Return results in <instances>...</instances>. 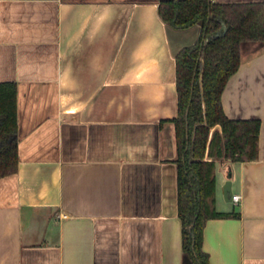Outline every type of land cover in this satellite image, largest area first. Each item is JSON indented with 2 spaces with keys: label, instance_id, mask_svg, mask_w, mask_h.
Segmentation results:
<instances>
[{
  "label": "crops",
  "instance_id": "0c3cea01",
  "mask_svg": "<svg viewBox=\"0 0 264 264\" xmlns=\"http://www.w3.org/2000/svg\"><path fill=\"white\" fill-rule=\"evenodd\" d=\"M160 1L0 0V83L18 88L19 156L0 178V264H192L172 120L176 54L200 26L173 29ZM240 50L222 106L260 122L258 157L216 159V210L239 216L206 223L210 264H264V42Z\"/></svg>",
  "mask_w": 264,
  "mask_h": 264
},
{
  "label": "trees",
  "instance_id": "16d2710c",
  "mask_svg": "<svg viewBox=\"0 0 264 264\" xmlns=\"http://www.w3.org/2000/svg\"><path fill=\"white\" fill-rule=\"evenodd\" d=\"M158 13L176 30L200 26L197 41L176 54L178 116L172 121L179 153L176 162L184 256L192 264H210L203 249L206 223L239 216L216 210V159L251 161L258 157L260 122L229 119L221 98L240 66L241 43L264 42V2L161 0ZM222 22L227 29L219 34ZM17 93L16 83H0V178L18 167Z\"/></svg>",
  "mask_w": 264,
  "mask_h": 264
},
{
  "label": "water",
  "instance_id": "95a60500",
  "mask_svg": "<svg viewBox=\"0 0 264 264\" xmlns=\"http://www.w3.org/2000/svg\"><path fill=\"white\" fill-rule=\"evenodd\" d=\"M222 24H223V30L220 31L219 34L224 33L226 31V29H227L225 22H222ZM228 177L229 178L231 177V173L230 172L228 174ZM225 196H226L227 199L228 198L232 199V197H233V192H232V189H231L230 180L227 181L226 186H225Z\"/></svg>",
  "mask_w": 264,
  "mask_h": 264
},
{
  "label": "built area",
  "instance_id": "2783aa9c",
  "mask_svg": "<svg viewBox=\"0 0 264 264\" xmlns=\"http://www.w3.org/2000/svg\"><path fill=\"white\" fill-rule=\"evenodd\" d=\"M232 199H233L234 202H239L240 199H241V197H240L239 195H234V196L232 197Z\"/></svg>",
  "mask_w": 264,
  "mask_h": 264
}]
</instances>
